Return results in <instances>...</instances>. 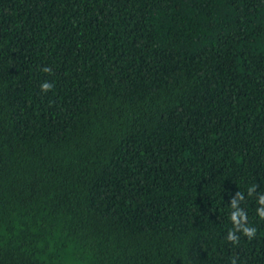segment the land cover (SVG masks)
Here are the masks:
<instances>
[{"label":"trees","instance_id":"obj_1","mask_svg":"<svg viewBox=\"0 0 264 264\" xmlns=\"http://www.w3.org/2000/svg\"><path fill=\"white\" fill-rule=\"evenodd\" d=\"M262 196L264 0H0V264H264Z\"/></svg>","mask_w":264,"mask_h":264},{"label":"clouds","instance_id":"obj_2","mask_svg":"<svg viewBox=\"0 0 264 264\" xmlns=\"http://www.w3.org/2000/svg\"><path fill=\"white\" fill-rule=\"evenodd\" d=\"M44 71H48L47 68L44 69ZM54 87L53 83L45 81L41 85V91L47 93L48 91L52 90ZM249 194H251V190L249 191ZM241 195V199H243V194ZM261 204H264V196L260 198L259 201ZM233 206H235V200H233ZM257 214L260 219L264 220V208L257 209ZM230 219L233 222V228L234 230H230L227 234L226 239L231 242L232 244H239V236L237 235V232H242L244 236L248 237L249 239H252L255 237L257 229L255 227H251L247 225V213L244 210H237L234 212H231ZM233 264H236V261L233 260Z\"/></svg>","mask_w":264,"mask_h":264}]
</instances>
